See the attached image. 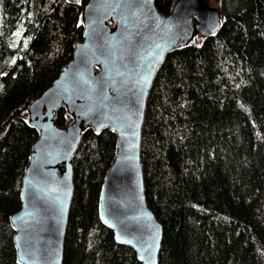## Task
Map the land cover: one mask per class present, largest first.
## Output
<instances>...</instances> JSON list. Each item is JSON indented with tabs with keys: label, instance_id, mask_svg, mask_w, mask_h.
<instances>
[{
	"label": "trees",
	"instance_id": "16d2710c",
	"mask_svg": "<svg viewBox=\"0 0 264 264\" xmlns=\"http://www.w3.org/2000/svg\"><path fill=\"white\" fill-rule=\"evenodd\" d=\"M177 1L156 4L170 14ZM86 2L0 0V264H23L12 217L40 137L29 107L74 58ZM220 10L219 31L169 53L148 97L142 165L160 264H264V0ZM55 118L73 120L64 105ZM116 153L112 130H84L63 264H144L101 217Z\"/></svg>",
	"mask_w": 264,
	"mask_h": 264
},
{
	"label": "water",
	"instance_id": "95a60500",
	"mask_svg": "<svg viewBox=\"0 0 264 264\" xmlns=\"http://www.w3.org/2000/svg\"><path fill=\"white\" fill-rule=\"evenodd\" d=\"M222 19L221 10L206 0H178L170 14L161 12L156 0H87L84 39L74 58L29 107L40 137L26 169L22 208L12 217L23 264L64 262L73 157L88 128L117 135L100 198L102 220L144 264H160L164 231L149 205L142 165L148 97L169 53L217 33ZM62 105L73 118L67 127L55 118Z\"/></svg>",
	"mask_w": 264,
	"mask_h": 264
},
{
	"label": "rangeland",
	"instance_id": "374dc122",
	"mask_svg": "<svg viewBox=\"0 0 264 264\" xmlns=\"http://www.w3.org/2000/svg\"><path fill=\"white\" fill-rule=\"evenodd\" d=\"M206 1L208 2L209 6H211L213 8H219L220 9V0H206ZM197 40H199V38Z\"/></svg>",
	"mask_w": 264,
	"mask_h": 264
}]
</instances>
